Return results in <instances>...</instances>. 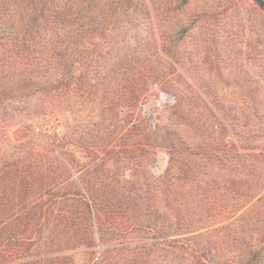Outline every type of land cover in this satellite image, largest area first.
<instances>
[{
  "label": "trees",
  "instance_id": "trees-1",
  "mask_svg": "<svg viewBox=\"0 0 264 264\" xmlns=\"http://www.w3.org/2000/svg\"><path fill=\"white\" fill-rule=\"evenodd\" d=\"M139 3L0 0V264H264V156L244 163L249 185L230 209L186 213L180 197L185 186L193 195L212 151L185 149L182 129L194 123L180 103L176 128L153 130L139 114L135 131L136 73L97 64L93 37L119 36L112 24ZM142 74L139 99L167 88L165 75ZM159 149L166 170L154 189L133 193L134 167ZM217 216L230 221L212 228Z\"/></svg>",
  "mask_w": 264,
  "mask_h": 264
},
{
  "label": "rangeland",
  "instance_id": "rangeland-1",
  "mask_svg": "<svg viewBox=\"0 0 264 264\" xmlns=\"http://www.w3.org/2000/svg\"><path fill=\"white\" fill-rule=\"evenodd\" d=\"M112 26L119 36L107 43L96 35L89 46L100 56L97 64L106 66L95 70L111 69V76L121 71L126 78L136 73L135 131L139 114L153 130L174 129L181 116L190 115L194 126L182 129L189 142L185 149L198 158L212 151V162H199L193 195L185 186L180 207L188 214L190 209H230L249 185L244 163L252 153L264 156V11L253 0H140ZM118 60L126 65L116 71ZM143 72L149 81L155 80L151 75H165L167 88L159 85L140 100ZM133 88H127L128 98ZM177 103L183 108L180 118L174 114ZM214 131L219 134L210 148L206 138ZM136 145L134 166L139 162ZM233 157L242 162L243 174L235 177ZM168 159L159 149L154 159L141 161L140 172L134 167L133 193L154 189ZM125 176L130 178L129 170ZM229 221L217 216L209 224Z\"/></svg>",
  "mask_w": 264,
  "mask_h": 264
}]
</instances>
